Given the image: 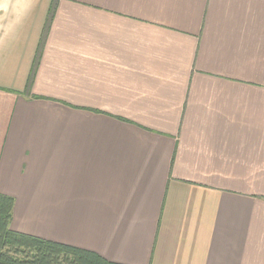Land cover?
I'll list each match as a JSON object with an SVG mask.
<instances>
[{
	"label": "crops",
	"instance_id": "1",
	"mask_svg": "<svg viewBox=\"0 0 264 264\" xmlns=\"http://www.w3.org/2000/svg\"><path fill=\"white\" fill-rule=\"evenodd\" d=\"M0 0L9 227L116 264H264V0Z\"/></svg>",
	"mask_w": 264,
	"mask_h": 264
},
{
	"label": "trees",
	"instance_id": "2",
	"mask_svg": "<svg viewBox=\"0 0 264 264\" xmlns=\"http://www.w3.org/2000/svg\"><path fill=\"white\" fill-rule=\"evenodd\" d=\"M55 8L52 0L47 24ZM13 197L0 193V264H116L91 250L12 230Z\"/></svg>",
	"mask_w": 264,
	"mask_h": 264
}]
</instances>
